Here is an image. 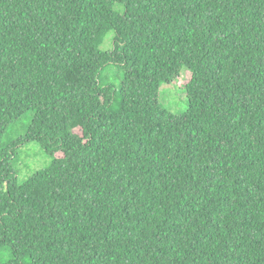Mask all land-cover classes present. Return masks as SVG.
<instances>
[{
  "label": "trees",
  "instance_id": "16d2710c",
  "mask_svg": "<svg viewBox=\"0 0 264 264\" xmlns=\"http://www.w3.org/2000/svg\"><path fill=\"white\" fill-rule=\"evenodd\" d=\"M110 66L119 89L101 80ZM185 69L175 115L160 89ZM30 143L51 165L20 183ZM2 251L0 264H264V0H0Z\"/></svg>",
  "mask_w": 264,
  "mask_h": 264
},
{
  "label": "rangeland",
  "instance_id": "374dc122",
  "mask_svg": "<svg viewBox=\"0 0 264 264\" xmlns=\"http://www.w3.org/2000/svg\"><path fill=\"white\" fill-rule=\"evenodd\" d=\"M113 35L106 36L101 50L107 51L112 47ZM123 72L118 67L110 66L102 74V82L116 86H121ZM190 79L187 70H183L181 77L173 84H163L160 89V100L163 105L175 115H183L188 112V98L186 86ZM32 123L31 115L21 119L14 124L4 138L3 145L8 147L13 142L24 137L28 127ZM51 165V158L42 150L39 144L30 143L24 147L18 148V156L14 162L17 178L20 183L28 181L35 174L48 169ZM10 255L7 251L0 252V261L5 263Z\"/></svg>",
  "mask_w": 264,
  "mask_h": 264
}]
</instances>
